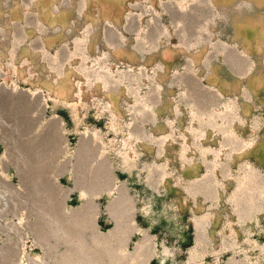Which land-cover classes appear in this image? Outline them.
<instances>
[{"label": "rangeland", "instance_id": "374dc122", "mask_svg": "<svg viewBox=\"0 0 264 264\" xmlns=\"http://www.w3.org/2000/svg\"><path fill=\"white\" fill-rule=\"evenodd\" d=\"M0 264H264V0H0Z\"/></svg>", "mask_w": 264, "mask_h": 264}]
</instances>
